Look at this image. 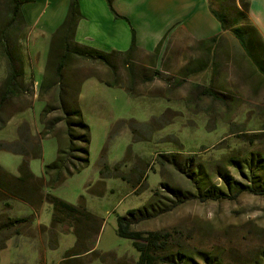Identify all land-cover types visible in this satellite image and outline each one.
I'll return each mask as SVG.
<instances>
[{"label": "rangeland", "instance_id": "1", "mask_svg": "<svg viewBox=\"0 0 264 264\" xmlns=\"http://www.w3.org/2000/svg\"><path fill=\"white\" fill-rule=\"evenodd\" d=\"M4 17V0H0V22ZM38 29L27 27L17 37L28 93L0 113V123H4L0 166L19 177L21 165H29L48 185L44 167L57 159L59 143H65L67 135L63 123L52 134L46 129L62 115L59 86L46 87L56 79L60 51L52 52V35L39 37ZM238 48L239 53L235 49L227 59L216 53L218 60L208 62L204 69L199 62L188 70L166 72L163 67L160 77L149 83L138 74H153V69L147 70L149 58L135 54L132 95L127 93L132 79L123 56L113 58L115 78L101 64L69 61L63 86L72 92L64 98L67 103L78 98L90 127V164L45 193L95 214L100 233L87 232L84 246L78 247L75 225L66 219L54 221L49 203L34 207L1 191L0 225L9 218L27 221L0 236V242L7 241L0 251V264H137L139 254L132 242L116 234L117 216L147 204L162 183L192 190L180 173L158 163L159 155L197 156L205 165L250 152L264 155V78ZM5 72L0 56V92ZM106 81L116 86L109 87ZM195 85H213L228 104L197 97L192 94ZM48 105L55 110L44 115ZM230 170L241 179L235 169ZM136 230L171 232L177 249L214 253L221 264H259L264 254V197L243 194L235 201L194 200L141 223ZM195 261L205 264L198 258Z\"/></svg>", "mask_w": 264, "mask_h": 264}, {"label": "trees", "instance_id": "2", "mask_svg": "<svg viewBox=\"0 0 264 264\" xmlns=\"http://www.w3.org/2000/svg\"><path fill=\"white\" fill-rule=\"evenodd\" d=\"M117 18H121L113 9L112 0H106ZM210 11L221 25L222 31L230 32L237 39L247 59L264 78V40L248 17L250 0H207ZM23 2L20 0H4V19L0 22V56L6 65L5 77L0 92V113L14 99H19L28 93L25 80L24 60L19 51L17 37L28 27L22 12ZM81 18L78 0H70L69 12L62 26L52 35L50 49L60 51V60L56 68V79L46 87L60 88L59 107L62 112L47 125L48 133L52 134L58 123L65 125L67 141L59 143L57 159L44 167L43 178L35 176L29 165H21V176L16 177L0 166V192L10 197L23 200L36 207L49 203L54 210V221L63 219L72 221L75 225L74 233L78 239V247L84 246L89 231L100 233L99 218L87 209L75 206L58 198L51 193H45L46 188L55 190L63 185L68 178L82 172L90 164L91 131L85 121L78 98H70L67 103L64 96H70L72 89L63 86L64 71L69 61L81 59L107 67L114 78L117 76L113 58L116 55L125 58L124 64L128 68L131 80L127 93L132 95L133 82L136 77L133 57L138 51L135 30L132 33V43L126 53L107 54L97 49L77 44L74 41L77 23ZM213 38L210 42H215ZM143 82H152L161 73H138ZM115 82V80H114ZM104 82L109 87L116 83ZM185 82V81H184ZM181 84H183L181 82ZM180 84V85H181ZM192 94L197 97H210L213 101L227 105L226 96L215 89L213 85H195ZM55 108L48 105L44 115ZM4 123H0L2 129ZM21 153V152H20ZM227 160V161H225ZM158 163L164 167H171L190 184L192 190H184L169 183H162L160 189L154 191L150 201L141 208L132 209L126 216L116 218L118 237L129 240L138 252L137 264H198L196 259L205 264H221L219 256L196 250L189 252L182 247L175 246L176 237L169 232H147L136 230L141 223L153 220L174 209L194 200L200 202L235 201L243 194L264 197V155L250 152L242 158L231 156L229 159L216 160L209 165L200 162L199 157H182L181 154H161ZM108 167H105L106 171ZM230 169H235L241 176L237 179ZM101 172V173H103ZM219 179V183L214 179ZM27 219H10L0 225V236L4 232L16 228ZM6 240L0 242V251L6 248ZM77 247V248H78ZM91 252L88 250L86 253ZM264 264V254L260 257Z\"/></svg>", "mask_w": 264, "mask_h": 264}, {"label": "crops", "instance_id": "3", "mask_svg": "<svg viewBox=\"0 0 264 264\" xmlns=\"http://www.w3.org/2000/svg\"><path fill=\"white\" fill-rule=\"evenodd\" d=\"M20 1L28 27L32 31L40 27L39 37L53 35L66 20L70 7V0ZM78 1L81 18L74 38L77 44L107 54H123L130 49L135 30L136 55L148 56L147 70L153 69V73H161L163 67L166 72L188 70L197 62L204 69L208 62L218 60L214 58L218 52L226 59L235 49L239 53L237 39L222 31L207 0H112L121 18L115 16L106 0ZM238 5L241 7L239 0ZM248 17L264 40V0H250ZM213 38L214 43L210 42Z\"/></svg>", "mask_w": 264, "mask_h": 264}]
</instances>
